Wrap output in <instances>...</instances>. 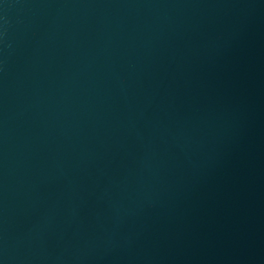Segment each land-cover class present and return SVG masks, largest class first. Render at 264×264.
Instances as JSON below:
<instances>
[{
    "label": "water",
    "instance_id": "water-1",
    "mask_svg": "<svg viewBox=\"0 0 264 264\" xmlns=\"http://www.w3.org/2000/svg\"><path fill=\"white\" fill-rule=\"evenodd\" d=\"M241 0H0V264H148Z\"/></svg>",
    "mask_w": 264,
    "mask_h": 264
}]
</instances>
